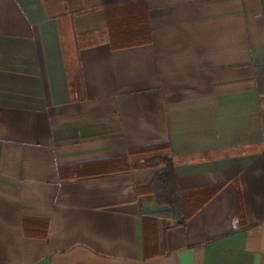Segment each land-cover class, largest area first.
<instances>
[{"label":"crops","instance_id":"0c3cea01","mask_svg":"<svg viewBox=\"0 0 264 264\" xmlns=\"http://www.w3.org/2000/svg\"><path fill=\"white\" fill-rule=\"evenodd\" d=\"M169 159L222 187L149 249ZM0 264H264V0H0Z\"/></svg>","mask_w":264,"mask_h":264},{"label":"trees","instance_id":"16d2710c","mask_svg":"<svg viewBox=\"0 0 264 264\" xmlns=\"http://www.w3.org/2000/svg\"><path fill=\"white\" fill-rule=\"evenodd\" d=\"M107 13L111 28L112 43L115 46H125L133 43L128 37L135 38L144 35L143 26L135 30L130 22L133 16L126 14L120 6H108ZM129 24V26H128ZM165 144L147 145L134 150L136 153H165ZM222 184H211L194 189L183 190L180 188L174 163L169 159L166 165L156 173L153 179L145 184L138 185L140 192L153 194L158 205L163 206L159 211L148 213L146 240L149 249L155 246L158 240L157 221L162 223L164 229L175 226H186L189 219L208 203L220 190ZM146 218V219H147Z\"/></svg>","mask_w":264,"mask_h":264}]
</instances>
